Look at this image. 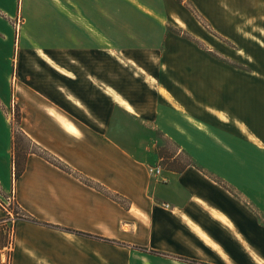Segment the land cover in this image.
I'll return each instance as SVG.
<instances>
[{"label":"crops","instance_id":"1","mask_svg":"<svg viewBox=\"0 0 264 264\" xmlns=\"http://www.w3.org/2000/svg\"><path fill=\"white\" fill-rule=\"evenodd\" d=\"M187 1L213 38L190 18L188 30L180 27L174 0H0V101L9 97L15 55L25 70L34 56L32 63L60 78L53 89L30 88L35 99L28 98L20 125L69 169L30 154L16 179L12 125L0 106L1 196L13 191L25 214L16 225L13 264H264V0ZM170 19L182 30H166L158 74H151L172 98L168 103L157 91L165 114L159 128L178 147L172 160L187 153L191 162L155 179L149 153L158 146L143 145L141 133L133 142L111 134V104L142 128L141 113L116 91L136 112L120 106L104 79L80 78L61 56L103 55L109 40L126 48L133 40L134 48ZM131 58L129 65L149 70ZM70 74L79 82L66 101L63 79L76 80ZM5 214L0 205V264L7 256Z\"/></svg>","mask_w":264,"mask_h":264},{"label":"rangeland","instance_id":"2","mask_svg":"<svg viewBox=\"0 0 264 264\" xmlns=\"http://www.w3.org/2000/svg\"><path fill=\"white\" fill-rule=\"evenodd\" d=\"M174 4H176V9L180 11L181 22L178 23L180 27L186 28L188 30L187 21L188 18H190L195 24L199 26L206 34L207 36H210L206 32L212 31L211 25L209 22L203 17V15L194 7L192 6L187 0H174ZM183 3V4H181ZM176 15V14H175ZM196 20L199 22L197 23ZM167 22L159 23V29L157 36L152 39H143L138 40L136 43L137 45L133 48V40H131V46L128 45L127 48L122 45H117V40H109L108 46L104 52L103 55H85V56H79V60H77V56L71 55H63L62 63H64L67 66L73 67L75 69H79L77 72L79 75H81L80 78L84 79L88 76H91L93 74L95 77L99 79H104L106 83L110 85V89H108L109 95L122 107L130 111L132 114H135V109L133 106L126 101L124 98L120 97L116 91H119L126 99L130 100L131 103L136 107L137 111L141 113L142 121L146 122L141 126L137 121H134L132 118H129L123 114V111L118 108L117 106H114L113 104L110 105V113L115 114L114 119L115 121L111 122V134L114 135L116 138H119L120 140H123L125 142H133V135H139L141 133V143L143 145L149 146L150 148L152 145L158 146L156 153H149V157L152 161L150 167L154 166H161L163 170L166 169H182L183 166L187 165L189 162H191V158L187 155V153H183L179 155V162L174 163L172 158L175 156L177 152V144L174 143L171 140H168L164 133L161 131L159 126H162V124L158 121L160 118L161 120H164L165 114H164V108H162V102L158 98L157 91L160 89V95L163 98L164 101L168 103H172V98L170 95L168 96L166 94V90L164 89L163 85L159 87V83L157 80L152 79V74H158V57L157 54L161 53L164 47V41L163 37L166 32V30H172L174 28L175 31L182 30V29H176L173 27V20H166ZM180 33L182 31H179ZM185 36L189 37L192 35H189L187 31H185ZM211 37V36H210ZM213 38V37H211ZM217 44L222 46L223 49L231 51L230 48L227 45H224L223 43L219 42L217 39H212ZM129 41H127L128 43ZM50 43V42H46ZM200 46L208 47L206 42H198ZM125 51V52H124ZM142 51V55H136L139 54ZM109 52V53H108ZM219 56V55H217ZM37 57V56H36ZM42 57L44 58L43 54ZM132 57L135 58V60L143 65H148L149 70H139L137 67H133L128 64L127 58ZM220 57V56H219ZM34 56H30L28 58L29 65L32 70H25L24 67L27 66L26 62H22V56H14L13 59V70H12V76H11V82H9V97L1 102L0 106L4 110L5 114H7L8 118L11 121L12 130L15 132L16 135V143L17 148L20 154L22 152H28L30 151V147L28 146L27 141L22 140L21 134H19V130L21 129V116L24 112V110L27 109V107L30 105L28 104V98L30 100L35 99L33 94H30L33 89H37V84H46L50 85V88H55L58 85V82H56V79H60L56 77V75L49 74L46 69H41L38 65H35L33 62ZM131 58V59H132ZM222 58V57H220ZM225 61V59L223 58ZM41 61V60H40ZM229 61V60H227ZM36 62V61H35ZM93 64L91 68L88 70H82L83 64ZM33 64V65H32ZM234 65H239V63H233ZM104 65V66H102ZM58 67V65H56ZM60 67V66H59ZM90 67V66H89ZM104 68L102 70L101 68ZM147 67V68H148ZM66 74H63L65 76H69V73L65 71ZM61 73V72H60ZM152 73V74H151ZM62 74V73H61ZM70 76H73V74ZM161 80L165 84V72L164 69L160 73ZM73 78L72 80H68V82H65L63 79L64 86V100H66L68 97L74 96L72 93L73 91L71 88L72 85L77 84V76ZM99 85H103L100 82L96 81ZM106 85V84H105ZM104 89H106V86H103ZM72 91V92H71ZM115 91V92H114ZM78 97H83L78 95ZM85 97V98H84ZM83 97V109L88 110L90 108H87L88 104H91V94L88 93L87 95H84ZM5 99L7 101H5ZM78 99V98H77ZM69 100V99H67ZM66 100V101H67ZM94 101H96V98H94ZM129 108L127 107V105ZM88 103V104H87ZM74 106V105H72ZM97 107V106H95ZM180 107V106H179ZM68 109H70L68 107ZM75 109V108H74ZM97 109V108H95ZM73 117H82L80 120H84L83 114H70ZM90 125V124H89ZM137 141V140H136ZM160 145V146H159ZM34 149V148H33ZM159 150V151H158ZM151 154V155H150ZM0 205L3 207V209L6 210L7 214H5V217L3 221L5 222L3 226L1 227L2 230V244L4 246L3 253L7 254L6 261L4 264H13L12 256H11V248L15 245V231H16V225L17 222L25 217V214L19 209L17 204L13 201V191L11 194L7 195L6 198H2L1 196V190H0ZM261 219L259 221H262L264 225V214H261ZM7 215V216H6ZM14 221V223H13ZM143 264H147V262H143ZM226 264V263H223Z\"/></svg>","mask_w":264,"mask_h":264},{"label":"trees","instance_id":"3","mask_svg":"<svg viewBox=\"0 0 264 264\" xmlns=\"http://www.w3.org/2000/svg\"><path fill=\"white\" fill-rule=\"evenodd\" d=\"M19 134H21L23 141L28 142L27 144L31 149L30 151L26 153L22 152V154H20L17 148L16 135H15V132H13V163L15 167V178L16 179H18L24 173L25 164L30 154H36L40 157H43L44 159L48 160L53 165L58 166L61 169L69 171V169H67V167L64 164H62L60 161H58L53 156L48 154L46 151L39 148L35 143H33V141L23 132L22 129L19 130Z\"/></svg>","mask_w":264,"mask_h":264},{"label":"built area","instance_id":"4","mask_svg":"<svg viewBox=\"0 0 264 264\" xmlns=\"http://www.w3.org/2000/svg\"><path fill=\"white\" fill-rule=\"evenodd\" d=\"M149 174L155 178L159 179L163 175V168L161 166H154V167H149ZM167 208L169 207L168 205H165ZM14 223V221H13Z\"/></svg>","mask_w":264,"mask_h":264},{"label":"bare ground","instance_id":"5","mask_svg":"<svg viewBox=\"0 0 264 264\" xmlns=\"http://www.w3.org/2000/svg\"><path fill=\"white\" fill-rule=\"evenodd\" d=\"M56 69L59 71V72H61L62 74H66V72H65V70L63 69V68H61V67H56ZM125 104L127 105V103L125 102ZM127 107L129 108V106L127 105Z\"/></svg>","mask_w":264,"mask_h":264}]
</instances>
